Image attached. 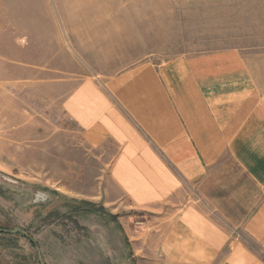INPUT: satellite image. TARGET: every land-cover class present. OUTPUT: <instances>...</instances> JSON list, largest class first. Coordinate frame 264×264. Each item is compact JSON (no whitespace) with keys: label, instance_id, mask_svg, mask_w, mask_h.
Here are the masks:
<instances>
[{"label":"rangeland","instance_id":"obj_1","mask_svg":"<svg viewBox=\"0 0 264 264\" xmlns=\"http://www.w3.org/2000/svg\"><path fill=\"white\" fill-rule=\"evenodd\" d=\"M141 1L91 4L113 22L91 35L77 34L95 22L80 4L52 0L47 15L62 18L46 20L30 18L38 4H0V264H183L165 251L183 207L173 204L211 203L196 185L162 203L132 202L112 180L117 147L91 144L64 104L90 78L232 51L264 93V0ZM220 165L237 171L229 150Z\"/></svg>","mask_w":264,"mask_h":264},{"label":"crops","instance_id":"obj_2","mask_svg":"<svg viewBox=\"0 0 264 264\" xmlns=\"http://www.w3.org/2000/svg\"><path fill=\"white\" fill-rule=\"evenodd\" d=\"M140 1L53 0L83 6L85 20H95L77 33L84 35L113 23L94 14L91 4ZM51 2L0 0L2 5L38 4L37 10L29 7L30 18L61 19L47 15ZM64 112L91 144L114 143L113 183L135 204L162 203L196 185L212 204L206 209L229 221L231 232L195 202L173 204L183 207L172 215L168 260L264 264V93L237 52L181 58L166 67L145 63L103 84L90 78L66 99ZM225 150L237 171L220 165Z\"/></svg>","mask_w":264,"mask_h":264}]
</instances>
